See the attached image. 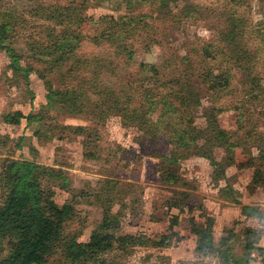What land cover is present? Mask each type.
I'll use <instances>...</instances> for the list:
<instances>
[{"label":"rangeland","instance_id":"rangeland-1","mask_svg":"<svg viewBox=\"0 0 264 264\" xmlns=\"http://www.w3.org/2000/svg\"><path fill=\"white\" fill-rule=\"evenodd\" d=\"M1 27L0 201L7 162L34 163L53 204L68 207L69 238L86 245L102 232L125 241L99 258L107 264H264L259 144L244 150L250 157L236 151L244 163L255 160L256 167L242 168L214 147L219 171L196 153L174 156V146L154 142L119 115L92 116L96 81L151 86L154 95L168 84L191 98L199 128L207 127L213 110L238 104L252 125L264 127V0H0ZM66 38L75 51L61 59ZM55 43L58 53L36 55ZM130 47L137 65L160 66V82L128 66L124 50ZM10 50L22 57L23 68H33L27 77L10 69ZM224 72L226 88L209 91L203 77ZM47 83L59 93L70 85L78 106L69 94L49 100ZM14 114L33 119L4 121ZM64 127L87 130L79 136ZM209 223L214 242L201 243ZM51 246L49 264H63L61 244Z\"/></svg>","mask_w":264,"mask_h":264},{"label":"trees","instance_id":"trees-1","mask_svg":"<svg viewBox=\"0 0 264 264\" xmlns=\"http://www.w3.org/2000/svg\"><path fill=\"white\" fill-rule=\"evenodd\" d=\"M105 20L108 18H102L100 22H105ZM114 26L120 27V24L116 23ZM3 38L4 32L1 27L0 43L3 42ZM72 44L67 38L63 41L61 39L59 48L61 49V59L75 51ZM35 53L36 55H53L58 53V48L57 46L56 48H45L42 52L35 51ZM214 53L210 50L206 52L208 56L214 55ZM124 56L128 66L137 65L134 57L135 51L132 47L129 50H124ZM9 58L10 69L15 75L27 77L30 70L33 69L31 66L23 68L22 57L14 50H10ZM137 70L143 74L145 80H155V84L160 82V76L163 74L160 66L153 64L140 63L137 65ZM203 78L205 83L210 84L209 91L224 90L228 85V77L225 72L220 75L206 74ZM64 80L67 84L69 77H65ZM95 84V89L99 93V104L92 111L93 118L103 121L110 113L119 115L127 124H133L140 131L150 135L154 142H164L174 146L176 149L174 156L183 158L196 153L208 158L214 167L220 168L219 171L223 169H221L222 165L216 162L213 157L212 149L214 147L222 148L228 156V161L237 165L238 168L248 165L256 167L254 159L251 158L244 163L236 151L242 150L246 156L250 157V150L248 152H244V150L249 148L251 143L259 144L258 148L262 151L264 149V127L256 128L255 125H252L243 116L240 104L233 110H225L223 107L213 110L207 118V127L199 128L194 123L191 98L185 96L179 86L175 88L167 86L168 84L164 86L160 84V93L154 95L151 93V86L141 85L135 88L133 85L129 86L121 82L116 86L111 81H96ZM163 88L165 90H162ZM67 90L70 91L59 93L50 86L48 99L55 101L57 100L56 96L61 95L62 98H65L69 94V102L75 100L73 105L77 107V102L80 100V98L77 99V91L71 89L70 85ZM154 91L157 93V90ZM253 91L251 92L253 93ZM71 95H73V100ZM22 118L27 121L33 119L30 116L14 114L4 117V121L18 125ZM64 129L79 136L84 135L87 130L85 127H64ZM261 159L264 162V156L261 155ZM165 160L171 162L170 159ZM261 167L256 176L258 182L264 183V163ZM41 170L40 166L29 162L8 161L4 166L1 174L5 190L0 201V252H4L6 249L7 257H2L0 264H49L51 245L57 243L61 244V255L65 258L61 261L63 264H107L99 258L111 252L115 243L123 242L124 244L125 241H120L116 236L102 232L94 234L86 245L78 243L75 238H69L64 230L66 221L70 219L68 207L58 209L49 194L41 188L37 173ZM170 173H172L171 170H167L169 179ZM224 173L220 172V176H223ZM108 221L109 217L107 216L104 222ZM210 226L209 223L201 231L204 235L201 237V243L206 239L214 242V237L208 234ZM5 242L7 243L6 248ZM226 242H228L226 239L220 240V243Z\"/></svg>","mask_w":264,"mask_h":264}]
</instances>
